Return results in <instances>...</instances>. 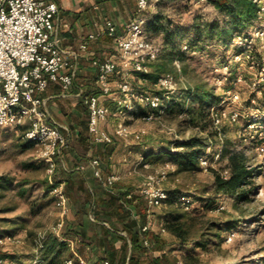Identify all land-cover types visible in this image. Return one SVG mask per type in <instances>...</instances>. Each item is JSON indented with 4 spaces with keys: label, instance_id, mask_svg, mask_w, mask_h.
Instances as JSON below:
<instances>
[{
    "label": "rangeland",
    "instance_id": "374dc122",
    "mask_svg": "<svg viewBox=\"0 0 264 264\" xmlns=\"http://www.w3.org/2000/svg\"><path fill=\"white\" fill-rule=\"evenodd\" d=\"M222 17L223 13L209 0H158L154 9L148 12L145 24L148 35L161 46L157 59L148 63L147 72L156 76L152 78L133 73L129 79L134 89L162 92L156 79L163 72H171L176 80L172 98H179V92L184 87L202 84L221 96L208 106L237 107L240 110L238 120L223 121L219 135L213 124L203 129L192 123L187 112L177 105H171L164 114L151 120L141 117L146 109L137 105V114L124 119L127 133L113 135L118 146L113 156L121 171L132 167L140 153L147 154L151 164L149 170L173 161V169L170 168L162 183L166 189H176L177 194H170L166 203L153 208V213L158 221H166L175 213L187 219L191 237L189 242L179 243L180 257L187 264H264V156L256 148V145L264 144V133L251 137L247 127L251 121L264 124V80L261 79L260 68H257V63L249 67L247 58L232 59L234 45L228 41L221 43L217 39V30L213 35H208L207 30H200V39L192 41L194 44L187 51H181L179 46L181 42L190 44L188 40L195 34L192 24L196 19L204 25L209 21H220ZM254 26L252 20L241 28L247 39L241 43L239 50L246 54L252 48L257 61L264 56V34L253 33ZM232 36L234 32L229 38ZM176 58L177 62L174 61ZM239 75L240 80L237 79ZM94 89L99 92L97 86ZM228 90L237 92L238 99L231 101ZM113 91L118 92L117 86H113ZM113 102L110 108L117 106L116 100L113 99ZM114 117L109 116L103 124L110 132L119 120ZM22 129V126L15 128L0 124V259L13 258L20 264H33L31 260L40 234H44L48 242L53 235L49 226L56 220L58 208L49 190L52 176L46 172V164L37 156L34 146L23 138ZM192 138L199 144L211 140L214 143L211 150H218L228 139L236 147L244 148L250 164L260 166V173L255 177L258 188L253 197L237 201L226 193L214 192L211 185L214 170L225 162V156L206 169L199 163L185 168L179 167L163 151L166 148H186L184 142ZM208 157L210 163V154ZM146 170L139 167V175L134 173L137 184ZM47 179L49 183L45 184ZM203 190L206 191L203 193ZM180 193L192 195L193 203L188 209L177 199ZM219 200L223 201L224 208L212 210V205ZM210 220H233L234 225L222 231L221 237H216L215 229L209 227ZM9 234L11 236L7 237ZM197 237L206 240L204 247L190 242ZM45 264H48L47 260Z\"/></svg>",
    "mask_w": 264,
    "mask_h": 264
},
{
    "label": "built area",
    "instance_id": "2783aa9c",
    "mask_svg": "<svg viewBox=\"0 0 264 264\" xmlns=\"http://www.w3.org/2000/svg\"><path fill=\"white\" fill-rule=\"evenodd\" d=\"M157 1L136 0L134 15L125 22L123 30H118L114 20L107 18L99 28L89 32L87 38L79 44L81 49H86L88 40L107 35L115 43L119 58V61L110 57L93 58L91 61L96 73L95 84L99 92H81V101L88 110V130L94 142L107 143L112 140L114 134L125 135L128 126L124 119L132 115L130 110L137 105L146 109L141 115L146 120L154 119L167 110L168 99L176 86L174 74L167 71L157 77L156 84L162 92L134 89L129 79L133 73L147 72L148 63L157 59L161 51V46L148 35L145 28L148 19L146 10L155 6ZM252 1L256 6L253 33L264 34V0ZM58 11L59 6L54 0H0V124L15 128L23 127V138L34 146L37 156L46 164V172L49 176H52L57 168V157L61 148L67 143V137L57 125L46 121L48 114L43 106L44 100L36 92L44 90L49 82L58 83L62 90H68L76 75L74 60L76 53L61 45L55 28L54 19ZM246 39L244 32H234V36L228 41L235 47L231 58L234 60L247 58L249 67L257 63L261 79L264 80V56L256 61V54L252 48H249L250 51L246 54L239 50L241 43ZM179 46L181 51H187L191 44L181 42ZM174 61L177 62L178 59ZM115 74H119L120 78L113 84L112 77ZM237 79L240 80L241 76H237ZM114 85L118 88V92L113 94L117 106L110 108L109 105L101 102V96L114 92ZM238 97L237 92L228 90V98L231 101H235ZM208 111L219 135V128L223 121L235 122L240 115L237 107L218 108L214 104L208 106ZM109 116L119 118L113 132H109L101 125ZM247 127L251 137L264 133L262 130L264 124L251 121ZM211 147V144H208L198 156V163L205 169L222 157V146H219L218 150H211ZM256 148L264 156V144H258ZM209 154L212 158L210 163H208ZM87 161L92 166L94 175L105 187L111 188L119 180L121 175L116 171L105 174L102 172L98 157H91ZM226 162L227 160L215 167V171L223 178H227L229 174ZM139 167L147 169L137 189L150 211L169 199V192L162 182L170 168L173 169V161L165 162V165L149 170L150 162L140 157L129 172H137ZM49 190L58 208V216L49 226V231L57 238L66 240L61 235L65 215L68 212L64 180L52 181ZM177 199L186 209L192 206L193 198L190 193H180ZM223 208L222 200L212 205L214 211H220ZM148 228L149 223L141 226L142 230ZM10 236L9 234L7 237ZM44 238V234L38 237V247L31 260L33 264H45L46 260L41 253ZM148 242V239L144 238V243ZM64 262L65 264H110L108 258L90 263L82 257L76 259L65 257ZM0 264H20V262L8 258L0 259ZM173 264L187 263L182 257H178Z\"/></svg>",
    "mask_w": 264,
    "mask_h": 264
},
{
    "label": "crops",
    "instance_id": "0c3cea01",
    "mask_svg": "<svg viewBox=\"0 0 264 264\" xmlns=\"http://www.w3.org/2000/svg\"><path fill=\"white\" fill-rule=\"evenodd\" d=\"M54 1L59 6L54 19L55 28L61 45L76 53V75L68 90H62L58 83L49 82L44 90L37 91L36 94L44 100L43 106L48 114L46 121L57 125L67 137V143L57 157V169L71 185L64 223L69 232L67 235L63 234L67 246L64 258L82 257L90 263L108 258L110 264H127L131 253V236L140 233L141 226L149 223L148 229L152 232V237L147 238L148 243H144L142 239V245L146 246L148 253L137 254L135 264H151L150 258L161 254L167 255L173 264L180 257L181 245L166 228V221L156 220L153 210L147 209L146 201L137 189L139 183L137 184L134 173L139 175V172H129L131 167L126 171L120 170L113 156L118 147L116 142L111 154L105 158L103 143L93 141L88 130V110L81 101V92H96V73L91 60L110 57L119 61V58L115 43L107 35L88 40L86 49L79 47L80 42L87 38L89 32L99 28L107 18L114 20L118 30H123L125 22L134 15L137 2ZM154 7L146 10L147 17ZM119 78L120 75L115 74L112 77L113 84ZM114 93L102 95L101 102L113 104ZM116 118L114 117L115 120ZM103 124L104 122L102 127ZM115 126L116 123L112 132ZM137 148L140 149L141 146ZM91 157L100 159L104 174L112 171L120 173L119 180L111 188L105 187L94 175L93 168L87 161ZM140 157L148 160L143 153L139 154L138 159Z\"/></svg>",
    "mask_w": 264,
    "mask_h": 264
},
{
    "label": "trees",
    "instance_id": "16d2710c",
    "mask_svg": "<svg viewBox=\"0 0 264 264\" xmlns=\"http://www.w3.org/2000/svg\"><path fill=\"white\" fill-rule=\"evenodd\" d=\"M209 2H211L216 9L223 13V17L220 21H209L204 25L201 24L200 21H196V19L192 24V30H194L195 37L193 36L191 38L192 40H188L191 45L194 44L191 42L198 38L200 32L203 29L209 32L208 35H213L214 31L217 30V39L221 43L225 44L227 41H229V37L231 36L232 32L240 31L243 26L254 20L256 17V6L252 0H209ZM201 27L204 28L201 29ZM141 74H145L152 78L156 76V74L153 72H145ZM172 97L173 94H171L168 99L167 109L171 105H177L179 108L187 112L189 120L192 123L199 125V127L203 129H207L208 126L212 124V119L208 111V104L219 100L221 96L216 94L210 87H205L202 84H195L190 87L182 88L179 92V98L175 99ZM137 109L138 106L130 110V112L137 114ZM209 133L214 135L213 131H210ZM184 143L187 146L181 150L166 148L163 151L166 152L170 159L176 161L179 167L185 168H191L195 166L198 163V156L201 151L208 144H211V146L214 144L211 142V140L210 142L199 144L193 138L190 141ZM113 144H115L114 137L110 142L103 143L105 158L111 154ZM144 155L145 157H148L146 153H144ZM222 156L226 157V165L229 167V174L227 178H223L218 174V172L214 170L213 179L211 182L214 192L226 193L235 197L237 201L249 200L251 197H253L258 188L255 177L260 173V166L256 164L248 166L250 162L245 149L236 147L234 142L230 141L229 139L224 141L222 144ZM62 179H64V191L66 195L71 194L70 183L68 182L67 178H63L61 172L56 168L52 174V181L57 182ZM44 181L45 184L49 183L48 179ZM50 186L51 185L49 184V187ZM167 191L169 192V197L170 194H177L176 189L173 188H168ZM205 191L206 190H203V193ZM212 200L213 199L208 201V204H210ZM208 224L210 228L215 229L214 235L216 237H221V232L232 228L234 221L210 220ZM166 228L172 235L176 237L179 243L184 244L189 242L191 236L188 221L187 219L183 218L181 214L175 213L173 216L167 218ZM62 233L64 235L69 233L66 225H64ZM151 237L152 232L149 229L141 230L140 233L131 236V253L129 255L127 264H135V258L137 257V254L148 253L146 246L142 245V239H151ZM192 239L193 240L190 242L202 247H204L207 243L206 240L202 238L197 237ZM44 249L46 250L44 251ZM66 250L67 246L65 240L59 239L52 235L48 242L45 236L41 253L45 260L48 261V264H59L60 262L64 261ZM169 260L170 258L165 254L152 256L150 258L151 264H172V262Z\"/></svg>",
    "mask_w": 264,
    "mask_h": 264
}]
</instances>
